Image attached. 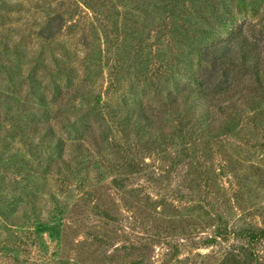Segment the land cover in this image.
Listing matches in <instances>:
<instances>
[{"label": "rangeland", "instance_id": "rangeland-1", "mask_svg": "<svg viewBox=\"0 0 264 264\" xmlns=\"http://www.w3.org/2000/svg\"><path fill=\"white\" fill-rule=\"evenodd\" d=\"M97 2L110 13L108 24L117 23V18L120 27L136 22L131 17H149L146 13L153 9H146L142 2L134 4L135 0H0V244H11L13 236H20L21 230L17 235L13 224L32 222L41 214L50 219L59 204L68 206L64 216L68 238L58 245L44 234L48 248L39 264H264V238L252 244L246 237L248 229H264L263 102L256 110L244 107L242 129L218 143L205 133L207 157L199 149L205 147L203 142L193 147V156L208 168L212 179L208 187L200 181L197 159H182L171 147L161 159L147 134L137 136L138 154L155 163L142 174L129 175L121 189L108 185L106 168L96 166L94 160L87 162L72 149L71 141H86L91 154L99 158L118 162L124 156L113 140L119 132L109 130L104 114L90 111L97 106L98 95L112 108L123 107L122 97L127 98L126 105L162 108L143 77L140 86L134 85L138 96L123 95L112 86L114 73L120 71L111 37L119 33L110 31V39H105V25L100 26L97 15L84 5L94 7ZM263 6L264 0H259L256 7L242 10L243 18L257 29L264 28V20L257 16ZM58 14L64 22L55 24L56 38L43 40L38 31ZM154 14L152 19L157 20V10ZM164 44L160 48H167ZM192 68L193 64L183 70ZM187 75L179 80L192 84ZM125 85L123 90H129ZM7 100L18 106H4ZM37 106L42 111L31 112ZM159 115L169 130L175 128L174 115ZM34 122L52 123L54 138L63 150L41 146L54 138L25 135V126ZM84 128L88 132L79 135ZM103 129L109 130V136ZM91 130L95 131L93 141ZM34 137L40 146L31 151ZM214 148L220 154L214 155ZM37 155L64 159L69 168L36 169ZM23 158L29 160V167L20 171L17 161ZM95 203L108 209L114 219L102 216ZM221 229H226V235L213 240ZM31 249L30 255L24 249L0 251V264H17L14 256L38 260L37 248Z\"/></svg>", "mask_w": 264, "mask_h": 264}, {"label": "trees", "instance_id": "trees-1", "mask_svg": "<svg viewBox=\"0 0 264 264\" xmlns=\"http://www.w3.org/2000/svg\"><path fill=\"white\" fill-rule=\"evenodd\" d=\"M258 1L135 0L134 4L142 2L147 5L146 9L151 7L153 9L146 13L149 17L144 15L143 20L142 17L140 20L131 17L130 19L136 22L132 21V25L125 23L122 27L118 25L117 18V23L114 22L117 27L114 26L113 21L111 25L108 24L110 13L103 8L102 4L93 3L92 5L95 4V6L92 7L85 3L84 5L97 15L98 21L96 22L100 26L105 25L103 29L106 40L110 39V31L119 33L112 34L111 37V48L117 55V68L119 67L120 71L114 70L116 73H114L112 86L121 90L123 95L136 96L134 85L137 84L138 87L141 82L140 78L143 77L146 85L152 86L157 95L155 99L162 105V108L153 110L151 105L147 107L141 104L126 105L128 100L125 97H122L123 107L112 108L102 101L101 95H98L96 96L97 106L92 107L90 111L93 114H104L108 119L106 124L109 125V130L112 133L119 132L118 136L115 134L113 140L124 156L118 162L99 158L91 154L89 147L85 144L86 141H71L72 149L83 155L87 162L94 160L96 166L101 169L106 168L109 174L108 185L121 189L129 175L142 174L154 165L152 164L154 160L150 162L146 156L138 154L139 145L137 146L135 141L140 134L150 136L152 145H154L152 148H157L159 151L157 154L161 159L167 157V152H170L169 147L174 151L177 150L183 157L182 159L188 156L197 159L193 156L192 149L198 142H203L205 145L203 150L199 146L200 151H203L201 155L207 157L206 153L208 154L204 140L205 133L211 135V138L218 143L219 139L241 130L239 126L245 121V116H242L243 108L256 110L261 108V102L264 103V28L257 29L246 20L247 18H243V7L249 5L256 7ZM187 2L191 4L187 5ZM192 4L195 5L191 6ZM156 10L157 20L152 19L156 18L154 14ZM258 15L260 20H264L263 9L258 8ZM63 18L62 14H58L49 19L38 31V35L43 40L53 41L59 30L55 28V24L61 22L62 25ZM149 21L151 26L147 27ZM123 30H125L124 35H122ZM164 43L167 48H160ZM165 50L168 53V61L164 56ZM193 57L196 60H192ZM126 61H130V64ZM191 64L194 68L185 72L184 67ZM118 73L119 76H117ZM186 74L193 81L192 84L179 80V77L186 76ZM123 84H127L125 86H128L129 90H123ZM81 94L86 97L89 95L88 92ZM2 103H5L4 106L8 108L18 106L14 100ZM101 103L103 104L100 105ZM42 109L37 106L31 112L40 113ZM156 112H168L174 115L175 128L169 130V125L167 126V123L161 119L162 115L158 113L155 116ZM253 122L256 125L255 120ZM25 127V135L32 137L39 135L52 139L56 136L52 123L34 122L30 127L28 125ZM103 130L109 136L108 129ZM85 131L88 132V128H84L79 135H84ZM90 136L93 141L95 139L94 130H91ZM37 140L35 138L34 143L30 145L31 151L32 147L34 149L36 146L37 149V146H40L36 143ZM41 146L52 147L59 152L63 150L60 141L55 138L54 142L46 145L42 143ZM217 148L219 149V146ZM217 148H214L212 152L214 155L220 154L221 150ZM36 159L34 168L37 166L46 169L56 166L57 170L69 168V162L61 158L47 160L37 155ZM197 160V166L201 169L200 181L208 187V182L212 180L208 168L204 161ZM28 161L24 158L17 161L20 171L28 169ZM94 205L106 219L111 221L114 219L108 209L103 210L102 206L96 203ZM67 211L68 206L55 204L50 219L39 213L40 216H36L32 222L28 220L29 222L23 224H13L17 235L21 230L20 236H13L11 244L9 241L0 244V251L18 252L24 249L23 251L30 255L31 247H36L38 260L28 256L23 259L14 256L12 259L17 264H39L40 257L44 256L43 251L48 248L44 234L47 233L49 240L53 243L56 241L58 245H62L68 238V231L66 233L65 231L69 224L64 217L69 213ZM220 235H226V229L218 231L212 239ZM240 235L242 236L241 233ZM246 237L252 244H255L264 238V229L258 231L248 229Z\"/></svg>", "mask_w": 264, "mask_h": 264}]
</instances>
